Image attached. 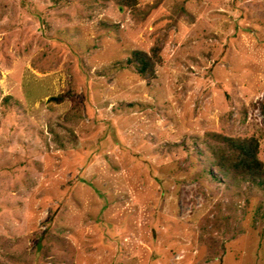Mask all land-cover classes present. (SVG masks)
Listing matches in <instances>:
<instances>
[{
	"label": "rangeland",
	"instance_id": "1",
	"mask_svg": "<svg viewBox=\"0 0 264 264\" xmlns=\"http://www.w3.org/2000/svg\"><path fill=\"white\" fill-rule=\"evenodd\" d=\"M224 138L264 165V0H0V264H264Z\"/></svg>",
	"mask_w": 264,
	"mask_h": 264
},
{
	"label": "trees",
	"instance_id": "2",
	"mask_svg": "<svg viewBox=\"0 0 264 264\" xmlns=\"http://www.w3.org/2000/svg\"><path fill=\"white\" fill-rule=\"evenodd\" d=\"M138 0H118V7L134 8ZM159 48L154 46L148 53L132 51L125 65L130 67L147 84L156 77L155 68L160 65ZM62 98L50 97L52 101ZM225 146L213 152V166L229 181L244 180L254 185L264 183V165L258 159V142L255 138H224Z\"/></svg>",
	"mask_w": 264,
	"mask_h": 264
}]
</instances>
